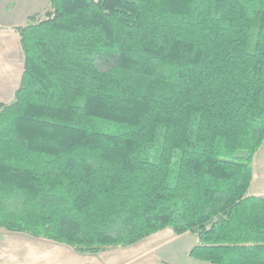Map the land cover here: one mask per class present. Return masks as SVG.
I'll return each mask as SVG.
<instances>
[{"label":"trees","instance_id":"trees-1","mask_svg":"<svg viewBox=\"0 0 264 264\" xmlns=\"http://www.w3.org/2000/svg\"><path fill=\"white\" fill-rule=\"evenodd\" d=\"M12 30L0 231L98 254L170 229L264 264V0H50Z\"/></svg>","mask_w":264,"mask_h":264},{"label":"crops","instance_id":"crops-1","mask_svg":"<svg viewBox=\"0 0 264 264\" xmlns=\"http://www.w3.org/2000/svg\"><path fill=\"white\" fill-rule=\"evenodd\" d=\"M49 2L50 0H0V17L17 19L25 23L30 16L47 9ZM0 27L2 28L0 46L3 44L4 51L16 54L19 60L22 54L19 36L10 34L8 28ZM6 52L1 53V61L5 63L8 56L9 62H13L12 54ZM248 195L264 197V144L253 160V179ZM183 240L186 241L185 245ZM174 241L182 244V251L188 256L190 250L198 244V237L192 233L177 236L172 230L166 229L130 247L114 248L98 254H78L68 246L51 241L49 242L52 245L44 244L43 248L54 253L52 264H180L173 257L160 254V252L166 253L163 248L167 243ZM156 253L159 254V258ZM189 262L203 264V262L196 263V260Z\"/></svg>","mask_w":264,"mask_h":264},{"label":"rangeland","instance_id":"rangeland-1","mask_svg":"<svg viewBox=\"0 0 264 264\" xmlns=\"http://www.w3.org/2000/svg\"><path fill=\"white\" fill-rule=\"evenodd\" d=\"M23 24H25L23 21L17 19L0 17V26L8 28L9 33L17 37V33L11 28L13 26H22ZM2 52H6L3 44L0 46V101L8 103L13 99L14 92L20 83L23 55L21 54L18 60L16 54L10 51L6 52L7 54H12L13 62H9V57L7 56L4 63L1 61ZM238 155L245 156L242 152ZM183 242L185 245L186 241L183 240ZM44 244L52 245L48 240L42 238H35L22 233L0 231V264H52L54 253L44 249ZM163 249H165L166 253L160 252L162 256L173 257L180 264H191L192 262L188 263V261H195L191 260L193 258L189 254L185 256L182 251V244L177 241L167 243ZM156 255L159 258V254L156 253ZM186 259H188L187 262ZM197 261L196 263H201V261ZM203 264L208 263L203 262Z\"/></svg>","mask_w":264,"mask_h":264}]
</instances>
